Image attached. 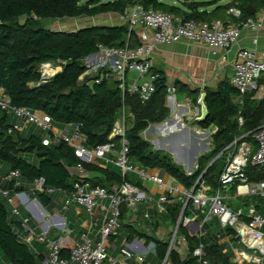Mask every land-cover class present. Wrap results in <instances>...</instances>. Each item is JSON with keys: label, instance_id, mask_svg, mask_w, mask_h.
I'll list each match as a JSON object with an SVG mask.
<instances>
[{"label": "trees", "instance_id": "1", "mask_svg": "<svg viewBox=\"0 0 264 264\" xmlns=\"http://www.w3.org/2000/svg\"><path fill=\"white\" fill-rule=\"evenodd\" d=\"M135 4L147 10L178 17L183 22L220 21L225 26L226 19L230 18L227 15L229 9L236 8L242 13L239 21L231 18L235 23L251 17L243 11L246 4H250L257 12L264 10V0H230L226 4L218 0H0V90L14 107L27 109L31 113H42L54 124L77 128L78 134L85 139L83 147L88 150L109 142L112 126L123 110L125 115L132 117L125 135L130 163L144 170L160 171L185 189L193 187L202 175L205 184L215 192L217 178L230 157L228 153L231 151L232 155L235 154L242 141L253 144V131L264 125V98L255 100L252 98L254 93L240 98L237 90L227 81L220 83L215 90L203 91V104L208 116L205 121L193 124L202 128H215L211 136L213 149L198 158V170L187 176L173 163L171 157L153 151L142 139V134L150 125L160 124L170 115L165 106L168 87L162 72L154 71L158 76L155 91L144 104L135 95L126 93L122 97L113 79L103 78L98 84L91 85L78 80L84 73L82 60L97 53L98 46H138L136 37L128 33L127 27L91 26L63 32L46 29L41 25L42 21L94 18L107 14L123 16ZM51 63L59 64L61 72L42 83L38 69L42 65L52 66ZM173 90L181 93L187 91V88L179 84ZM195 96L193 102L196 104L199 93L195 92ZM238 116L243 120L241 127L237 123ZM14 122L15 119L0 113V166L19 172L20 187L22 184L31 185L35 179L42 178L48 189L70 191L76 178L69 173V169L78 164L73 149L63 141L54 142L50 132L47 133L50 144L42 145V137L37 134L38 129L34 126L20 133L8 134ZM234 141H237L236 148L231 146ZM111 144L118 152L120 140L114 138ZM177 145L179 142L175 141L172 147ZM100 164L83 165L92 175V186L108 188L122 182L117 167L110 163ZM244 175L250 184L263 182L264 165L255 166L248 162ZM124 180L141 188L132 176H126ZM9 186L13 188L12 183ZM232 187L235 188V185ZM37 195L44 205L50 201L45 194ZM252 201L255 211L264 218V198H252ZM181 210L180 204L167 207L165 217L160 220L166 218L174 227ZM190 210L191 205L188 204L183 215L188 216ZM213 223L204 224L202 233L209 235L211 230L208 229ZM121 226L129 232L138 231L132 225ZM16 229L21 230L20 221L11 217L6 205L0 201V259L6 264H37L36 256L21 242ZM178 233L187 242V257L181 260L175 250L167 254L168 243L151 236L148 239L153 243V258L162 262L167 256L170 264H198L192 253L202 245L203 259L210 264H233L230 254L224 251L225 245L217 243L219 240L212 242L205 235L201 238L190 236L181 227ZM138 234L144 235L141 231ZM230 234L231 231L227 229L219 235V239ZM65 254L62 251V256Z\"/></svg>", "mask_w": 264, "mask_h": 264}, {"label": "built area", "instance_id": "2", "mask_svg": "<svg viewBox=\"0 0 264 264\" xmlns=\"http://www.w3.org/2000/svg\"><path fill=\"white\" fill-rule=\"evenodd\" d=\"M227 15L235 21H239L242 17L241 11L236 8L229 9ZM256 15V19L250 17L235 25L225 26L220 21L183 22L178 17L147 10L140 4H135L128 8L121 18L128 33L136 37L138 46L135 48L98 46L97 53L82 60L84 73L78 80L91 85L98 84L103 78H110L117 83L122 97L127 93L137 96L141 104L147 103L155 91V81L158 77L152 70L150 61L156 46L185 42L205 47L214 55L219 52H229L238 43L242 30L255 35L263 33L264 38V10ZM251 42L256 46L258 37L253 36ZM231 69L230 84L241 97L252 92L257 93L261 88L264 89V52L262 58H258L254 50L236 51ZM56 74L57 72L51 76L41 77V82H47ZM42 75L47 74L42 73ZM167 92L168 95H172L174 90L171 87ZM200 96L194 110L187 115V122L198 123L201 118V106L198 104ZM0 113L16 121L8 129V134L23 132L31 126L41 132L48 133L51 130L52 121L48 116L12 106L2 90H0ZM131 119V115H125L122 110L112 126L108 137L109 142L92 150L83 147L85 139L78 134L77 128L72 132V126L66 125V128L53 137V141L66 143L73 149L78 159V164L69 169V173L76 178L72 189L68 192L48 189L44 186L42 178H37L31 183V188L36 194L56 196L52 203L54 207L67 211L72 206H76L87 215L89 226L85 230L80 229L74 236L75 239L71 240V245L67 246L65 243L68 239L66 235L69 234L66 220L55 212V209L53 213H48L36 199L31 200L24 195L25 198L21 200V193L12 197L9 191L0 192L10 206V216L19 218L21 230L16 229V233L21 242L36 256L37 264H131L132 262L143 264L147 256L154 255L152 244L143 249L140 254H136L124 241L116 244L121 229L120 220L123 217V210L136 217L140 208H143L141 217L148 221L150 211L158 215L165 214V204L171 206L180 204L182 207L175 226L169 232L167 254L171 250L183 247V258L188 255L187 242L183 236H179V227L186 229L195 221L200 222L199 225L196 223L198 227L194 236L201 238L203 237L202 226L215 220L219 226V235L227 229L231 231V234L225 238L235 242L234 247L230 248L233 264H264V218L253 210L248 214L241 208L232 210L227 205L230 197L221 195L235 185L237 197L264 198V181L250 184L244 175L248 162L255 166L264 165V125L253 131L251 135L253 144L242 141L236 148V143L241 138L232 143L231 146L236 148V152L229 157L226 166L220 172L215 192H211L210 187L203 181L202 175L196 180V182L200 181L194 191L193 187L179 191L176 182L162 172L144 170L130 163L127 157L125 135ZM237 123L239 127L242 126L241 116L237 117ZM114 138L120 140L118 152L111 144ZM50 142L51 140L47 137L42 139L44 146H48ZM99 163L104 165L110 163L117 167L123 179L122 182L108 188L92 186L91 173L86 171L83 165H99ZM197 170L198 166L195 163L192 171H188L186 175L191 176ZM126 176H132L140 184L154 185L160 190V195L154 199L142 188L125 181ZM19 178L18 171L10 170L3 180L12 183L13 189H16L20 187ZM16 199L21 202L30 217H21ZM188 204L196 212L192 216L183 215ZM31 219L37 223L35 229L29 225ZM94 225H97L98 229L95 237L90 238V231ZM50 231L57 233L55 239H48L47 235ZM36 244L42 245L44 250L38 251L35 248ZM62 251L66 252L64 256ZM109 251L117 253L119 259L116 256H110ZM192 256L197 259L198 264H210L203 259L202 245L193 251ZM0 264L5 263L0 259ZM162 264H169L167 256Z\"/></svg>", "mask_w": 264, "mask_h": 264}, {"label": "crops", "instance_id": "3", "mask_svg": "<svg viewBox=\"0 0 264 264\" xmlns=\"http://www.w3.org/2000/svg\"><path fill=\"white\" fill-rule=\"evenodd\" d=\"M228 2H225L222 4H226ZM260 12L261 11H259V12L256 11V14H259ZM112 16H117V15H112ZM256 16L257 15H254L251 17L253 19H256ZM225 22L227 23V25H235L236 24L231 18H227ZM102 26L103 27H110V26H115V25H113V24L109 25V24L105 23V24H102ZM253 36L258 37V43L256 46H254L251 42ZM240 49L254 50L256 52L257 57L262 58L263 52H264L263 33H258L255 35L254 33L249 32L247 30H242L241 31V37H240L238 43L235 46H233L229 52H219L215 55L211 54L209 52V50L205 47H201V46L194 45V44H188L185 42H178V43L170 44V45L156 46L153 49L152 54L150 56V61L152 64V70L155 72L156 71L162 72L164 74L168 89L171 87L172 88L177 87L180 84V85L185 86L187 88V91H182L181 93L173 92L172 95H167L166 101H165V106L169 110V113H170L169 118L165 122H162L160 124L150 125L147 130L149 132H152V135H158V134L164 133L165 127L168 125L169 126H177L178 129L180 128V126L182 127L181 122H183V120L187 121V119H186L187 115L191 111H193L195 108V106H193V105H196L193 102V99L196 97L195 92H198L199 95H201V93H203V91L205 89L215 90L217 88V86L224 81H227L228 83H230V79L232 76L231 66H232V62L234 60V54L236 53V51H238ZM187 92H189L190 94H194L193 98H190L188 96L185 97V94ZM252 93H254L253 94L254 96L252 98L255 99L256 93L255 92H252ZM252 93H249L243 97L251 95ZM240 98H242V97H240ZM38 114H40V113H38ZM14 123H16V121ZM54 125H55L54 129L52 130V132L50 131V133L53 135V137L57 136L64 129L63 125H60V124H54ZM197 125L198 124H196L195 126H197ZM192 127L193 128H191L190 133H193L194 137L196 139L201 138V136H203V135L199 133L200 131L198 130V134H197V132H196L197 129L194 126H192ZM183 129L184 130L182 133H188V128H183ZM74 131H75V128L72 127V132H74ZM213 132L215 133V128L212 131V133ZM24 135L25 134L23 133L22 136H24ZM161 136L162 137L160 138V140H153V141H157V142L167 141L168 142V141L175 139V138H181V137L176 136L174 134H171L170 136H167V137H164L163 134ZM45 137L48 138V135ZM45 137H43V138H45ZM188 140L190 143L189 146H188V144H183V147L186 148L185 150L188 151L186 155L183 152L184 148L183 149L180 148L181 142H179V145H177V147L171 146V150L173 151L174 154L177 155V161H176L177 163L176 164L184 163L187 158L191 159V155H194V154L196 155V153L198 151H200L198 146L195 147L194 145H192V144L197 143L198 140H195L193 138H189ZM205 141H207V139ZM167 149H169V148H167ZM205 150H207V149H205ZM192 151H194V152H192ZM167 152H169V151H167ZM201 156H199V157H201ZM199 157H197V159H195V161L193 160L194 163L197 164V160ZM193 161L190 160L189 166H191ZM101 165H103V163H101ZM179 167L182 168L180 165H179ZM9 171L10 170L7 169L5 166L4 167L0 166V192L6 190V191H9V194L12 197L21 193L22 196H20V199L25 198L24 195L31 200L36 199L38 204L43 209H45L48 213H53V210L55 209L54 211L58 212L66 220V223H67V229L69 231V234L66 235L68 237V239L65 240V243L67 246L71 245V240L75 239L74 236H76L79 233L80 229H82V230L87 229V226H89L88 225L89 219H88L87 215L80 208H78L76 206H72L67 211H62L60 209V207H54L53 206L52 203L54 200H50L47 202V205H44L43 203H41L38 195L32 190L31 185H23L22 184V186L16 188V190H14L13 188H10V186H9L10 183L3 180V177ZM91 178H92V175H91ZM20 185H21V183H20ZM140 185H141L142 190L145 193H147L148 195H150L151 197H153L154 199H157L158 196L160 195V190H158L154 185H150V184H146V183H143ZM208 187H210V186H208ZM18 189H21V190H18ZM177 189L179 191H185L186 190L180 184H177ZM210 189H211V187H210ZM229 190L231 191L232 194H231V196H227V197H230L233 200L234 199H240V197L236 196L234 187H231L227 191H229ZM0 196H1V194H0ZM16 203L18 204V210H19L21 217L22 218L28 217L29 214L23 208L21 202H19L16 199ZM8 207H9L8 211L10 213V206L8 205ZM167 207H171V205L165 204L164 205L165 210ZM238 209H240V208H238ZM142 210H143V208H140L137 215H135L136 217H134V215H131L130 213H128L126 210H123V217L121 220V225L122 224L132 225L133 228L135 230H138V231L129 232L128 229H124L121 226L122 229L120 230L119 237L116 240L117 245L123 241L126 242V244H128L134 250V252L136 254H140L142 252V250L146 249L150 244L153 245V243L150 242V240L148 239L151 236L157 240L164 241V242L168 243V240H166V239L168 237H170L169 236V232H170L169 230L172 228V225L170 224L169 221H168L169 225L166 228L162 224L163 220H160L161 217H163V216L165 217L166 213L163 215H158L154 211H150L149 212V219H148V221H145L141 217V211ZM192 210H193V208L191 207L190 214L188 216L194 215L193 213L195 211L194 210L192 211ZM246 210H248V209L244 210V213H246V214H248L249 212L252 211V210H250V211H246ZM62 214H64V216ZM153 214H156V215H153ZM152 215L154 216L153 218H152ZM16 219L19 220V218H16ZM149 221H150V225H149ZM166 221H167V219H166ZM196 223L199 225L200 222L195 221L194 223H192L190 225L189 228L185 229L190 236H194L193 234L197 230L198 225ZM212 223H213V221H212ZM36 224L37 223L32 221V219L29 222V225L34 229L37 227ZM97 229H98V226L94 225L90 231V235H89L90 238L95 237V233H96ZM208 230H211L209 232V235H206V234H208L206 232L202 233V235L203 236L205 235L212 242L219 240L217 242L218 244L225 245L224 251L228 252L230 254V261H231L230 248L234 247V245H233L234 241L230 242V240L228 241V239H226L223 236L220 239L218 238L220 231H219V226L217 225V222L213 223V225H211V227H209ZM140 231L143 232L144 235L142 234V236H139L138 233ZM159 231H162L160 236L158 235ZM214 231H216V233H214ZM38 232H40L39 229H38ZM56 235H57V233H55L54 231H50L48 233L47 237H48V239H55ZM36 245H37V247H36ZM36 245H35V248L38 251L42 252L44 250V247L42 245H38V244H36ZM175 251L178 253L179 258L181 260H184L186 258V257L183 258V254H184V248L183 247H180L178 250H175ZM108 253L110 256H112V257L116 256L117 259H119V257L117 256V253L111 252V251H109ZM231 263H232V261H231ZM131 264H137V263L132 262ZM143 264H162V262L157 261L155 258H153V255L151 254V255L146 257Z\"/></svg>", "mask_w": 264, "mask_h": 264}, {"label": "rangeland", "instance_id": "4", "mask_svg": "<svg viewBox=\"0 0 264 264\" xmlns=\"http://www.w3.org/2000/svg\"><path fill=\"white\" fill-rule=\"evenodd\" d=\"M218 1H221V3H225V2H228L230 0H218ZM112 15H114V14H112ZM112 15L111 14L100 15V16H97V17H94V18L81 17V18H77V19H62V20H56V21H42L41 25L43 27H45L46 29H50V30H53V31H63V32H73V31H76L78 29H82V28L90 27V26H102V24H105V23L109 24V25H112V24L113 25H123V20L121 18L122 16H118V15L117 16H112ZM55 69H56V71L51 73L52 75L54 73H56V72L57 73L61 72V67L59 66V64H52V66H44V65L40 66L39 69H38V72L40 74V78L49 76V75H42V73L45 74L46 70H55ZM80 82L84 83L83 81H80ZM187 96L190 97V98H193L194 94H190L189 92H187L185 94V97H187ZM263 98H264V89L261 88L260 90L257 91V93L255 95V99L259 101V100H261ZM193 106H195V105H193ZM181 123H182V127L180 126L179 129L177 128V126H169L168 125V126L165 127L164 133H162L164 135V137H167V136H170L171 134H174V135L179 136L181 138H175V139H172V140H170L168 142L167 141H165V142H160V141L157 142V141H153V140H160V138L162 137L161 136L162 134L152 135V132H149L147 130L146 132H144L142 134V139L145 140L152 147L153 151H160V152H163L164 154H167L169 157H171V159H172L174 164L177 163L176 162L177 161V155L174 154L173 151L171 150V146H172L173 142H175L176 140L178 142H181L180 143V148L183 149L184 148L183 144H188V146H189V144H190L189 140H188L189 138H193L195 140H198L197 143L192 144V145H194L195 147L198 146L200 151H198L196 153V155L195 154L191 155V159L187 158L184 163L176 164L177 166L180 165L182 167L181 170L186 174L189 171V168H190V166H189L190 160L193 161V160L197 159V157H199L201 155L208 154L213 149V145L211 143V136L213 134L212 131L214 130V128L212 126L209 127V128H202V127H200L198 125L195 126L193 123L187 122L185 120H183V122H181ZM192 126H194L197 129L196 132H198V130L200 131V134L203 135V136H201V138L196 139L194 137V134L190 133L191 128H193ZM54 127H55V125L53 123L51 125V130H50L51 132L54 129ZM63 128H66V126H63ZM183 128H188V133H182L183 130H184ZM27 131H25L24 134H26ZM36 132L42 138L47 136V132H41L39 130H36ZM206 139H207V141H205ZM168 145H170L169 149H167ZM185 149L186 148L183 149V152L186 155L188 151L185 150ZM205 149H207V150H205ZM167 151H169L171 154L169 152H167ZM192 152H194V151H192ZM228 155L232 156L231 151L228 153ZM191 169H193V166L191 167ZM168 184L170 185V183H168ZM231 194L232 193H231L230 190L221 193V195L223 197L231 196ZM49 197H50V200H55L56 199L55 195H51ZM0 201H2L6 205V208L9 210V207L7 205L6 200L4 198H2L1 196H0ZM227 205L232 210H237L238 208H241V209H243V211L245 209H248L246 211H250V210H254L255 211L254 203L252 201V197H250V196H244V197H240V199H234V200L232 198H230L229 200H227ZM62 215L64 216V214H62ZM162 224L167 228L168 225H169V222H168V220L166 221V219H165V220H163ZM161 232L162 231L158 232L159 236L161 235ZM214 233H216V231H214ZM166 240H168V242H169V237ZM234 244H235V242H233V245Z\"/></svg>", "mask_w": 264, "mask_h": 264}, {"label": "water", "instance_id": "5", "mask_svg": "<svg viewBox=\"0 0 264 264\" xmlns=\"http://www.w3.org/2000/svg\"><path fill=\"white\" fill-rule=\"evenodd\" d=\"M243 11H244L245 15H247V16H254V15H256L255 9L250 4H246L245 7H244V9H243ZM85 28H87V27H85ZM203 99H204V93L201 94V96L199 98V101H198V104L201 106V118L198 120V123H201V122L205 121V119L208 116L207 109H206V107L203 104ZM194 161L192 162L189 171H192L191 167L195 164ZM199 181H197L195 183V185L193 186V191L196 188V186H197V184H198Z\"/></svg>", "mask_w": 264, "mask_h": 264}, {"label": "bare ground", "instance_id": "6", "mask_svg": "<svg viewBox=\"0 0 264 264\" xmlns=\"http://www.w3.org/2000/svg\"><path fill=\"white\" fill-rule=\"evenodd\" d=\"M47 64H49V63H47ZM54 71H56V69L55 70H46L45 74L51 75V73H53Z\"/></svg>", "mask_w": 264, "mask_h": 264}]
</instances>
